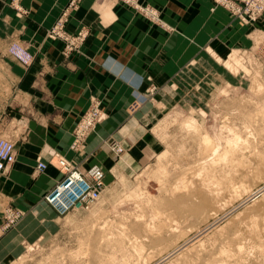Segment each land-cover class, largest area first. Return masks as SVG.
I'll return each instance as SVG.
<instances>
[{
	"label": "rangeland",
	"instance_id": "obj_1",
	"mask_svg": "<svg viewBox=\"0 0 264 264\" xmlns=\"http://www.w3.org/2000/svg\"><path fill=\"white\" fill-rule=\"evenodd\" d=\"M135 1L160 21L157 8ZM226 9L243 25L242 39L224 52L205 50L165 87H149L142 159L131 164L111 141L116 163L101 199L41 217L38 227L30 217L28 235L3 264H264V9ZM131 104V115L143 107L132 112ZM14 125L3 137L14 141ZM9 208L18 216L4 215L5 229L26 217Z\"/></svg>",
	"mask_w": 264,
	"mask_h": 264
},
{
	"label": "crops",
	"instance_id": "obj_2",
	"mask_svg": "<svg viewBox=\"0 0 264 264\" xmlns=\"http://www.w3.org/2000/svg\"><path fill=\"white\" fill-rule=\"evenodd\" d=\"M159 10L154 22L118 0H80L66 30L87 32L81 49L66 54L64 43L49 31L70 0H0V138L14 125L16 160L0 176V264L10 261L31 223L60 217L44 195L61 178L50 163L55 154L83 169L101 165L108 186L115 159L111 141L132 158L142 159L150 146L146 105L129 114V104L149 87H165L205 50L224 52L243 25L213 0H139ZM163 23V25H161ZM12 41L25 44L33 62L25 66L8 50ZM100 103L103 120L72 148L85 112ZM7 138V137H6ZM39 160L47 163L37 171ZM6 207L25 211L15 228L5 229ZM48 213V216H47Z\"/></svg>",
	"mask_w": 264,
	"mask_h": 264
},
{
	"label": "built area",
	"instance_id": "obj_3",
	"mask_svg": "<svg viewBox=\"0 0 264 264\" xmlns=\"http://www.w3.org/2000/svg\"><path fill=\"white\" fill-rule=\"evenodd\" d=\"M80 0H70L67 7L63 10L56 23L51 27L49 35L54 38L65 41V53L81 49L82 43L87 38L85 30H79L76 34H71L65 28L68 14L78 7ZM136 8L140 9L142 13L151 18H158L156 11L149 6H142L135 0H127ZM215 3L220 4L233 11L252 15L259 13L264 9V0H214ZM10 53L23 65L28 66L33 62V55L29 49L21 43H13L9 47ZM145 99L135 94L130 109L132 112L138 110ZM104 114L101 110L100 103H94L83 115L75 130V139L72 144L73 149H77L83 142L85 136L94 126L101 122ZM112 150L116 155H121L125 152L124 147L119 142L112 144ZM16 160L15 142L9 138H0V176L3 175L10 165ZM50 163L57 167L62 172V178L45 193V201L53 207L60 216H64L71 211L88 210L90 209L102 196L106 184V172L100 165H92L88 169H83L80 164L73 163L60 154H55ZM47 168V163L39 160L37 164V171L41 172ZM18 213L8 209L5 217L14 222ZM9 224V223H8Z\"/></svg>",
	"mask_w": 264,
	"mask_h": 264
},
{
	"label": "bare ground",
	"instance_id": "obj_4",
	"mask_svg": "<svg viewBox=\"0 0 264 264\" xmlns=\"http://www.w3.org/2000/svg\"><path fill=\"white\" fill-rule=\"evenodd\" d=\"M13 43H15V42H13ZM13 43H12V44H13ZM16 43H19V42H16ZM12 44H11V45H12ZM29 51H30V50H29ZM32 55H33V54H32ZM13 57H14V56H13ZM14 58H15V57H14ZM33 58H34V56H33ZM15 59H16V58H15ZM16 60H17V59H16ZM17 61H18V60H17ZM20 63H21V62H20ZM185 126H186V127L188 126V127H191V128H192V127L195 128V127H196V121H195V120H188V121L185 122ZM1 138H5V137H1ZM203 138H204V137H203ZM204 140H207L206 136H205V139H204ZM218 149H219V148L214 147V149H213V150H214V154L217 153V150H218ZM161 156H162V155H161ZM161 156H159V157H161ZM63 157H65V156H63ZM65 158H66V157H65ZM66 159H68V158H66ZM94 165H95V164H94ZM97 165H99V164H97ZM100 166H101V165H100ZM105 184H106V183H105ZM105 189H106V187H105ZM104 191H105V190H104ZM101 197H102V196H101ZM100 199H101V198H100ZM100 199H99V200H100ZM44 200H45V199H44ZM99 200H98V201H99ZM170 255H171V254H170ZM170 255H169V256H170ZM257 261H258V260H257Z\"/></svg>",
	"mask_w": 264,
	"mask_h": 264
}]
</instances>
